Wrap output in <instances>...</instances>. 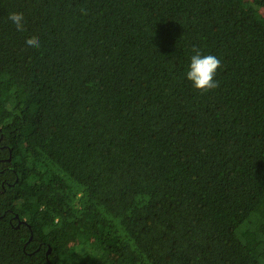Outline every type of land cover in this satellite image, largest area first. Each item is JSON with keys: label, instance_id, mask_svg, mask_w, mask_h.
<instances>
[{"label": "trees", "instance_id": "trees-1", "mask_svg": "<svg viewBox=\"0 0 264 264\" xmlns=\"http://www.w3.org/2000/svg\"><path fill=\"white\" fill-rule=\"evenodd\" d=\"M0 264H264V0H0Z\"/></svg>", "mask_w": 264, "mask_h": 264}, {"label": "clouds", "instance_id": "clouds-1", "mask_svg": "<svg viewBox=\"0 0 264 264\" xmlns=\"http://www.w3.org/2000/svg\"><path fill=\"white\" fill-rule=\"evenodd\" d=\"M8 18L13 22L18 31H24L23 13L13 12L9 14ZM25 43L29 47H39L40 40L39 37L32 36L27 38ZM220 65L221 61L215 55H201V53L197 51L196 54L191 57L186 78L191 81L193 86L198 90L208 91L214 89L218 87V82L214 77Z\"/></svg>", "mask_w": 264, "mask_h": 264}, {"label": "water", "instance_id": "water-1", "mask_svg": "<svg viewBox=\"0 0 264 264\" xmlns=\"http://www.w3.org/2000/svg\"><path fill=\"white\" fill-rule=\"evenodd\" d=\"M30 238H31V235H30ZM49 250H50V247H49Z\"/></svg>", "mask_w": 264, "mask_h": 264}]
</instances>
